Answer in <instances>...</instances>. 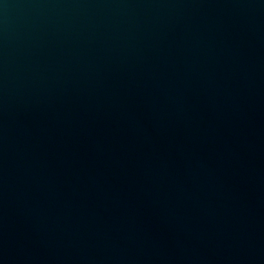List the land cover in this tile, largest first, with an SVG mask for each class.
I'll use <instances>...</instances> for the list:
<instances>
[{"label":"water","instance_id":"95a60500","mask_svg":"<svg viewBox=\"0 0 264 264\" xmlns=\"http://www.w3.org/2000/svg\"><path fill=\"white\" fill-rule=\"evenodd\" d=\"M0 264H264V0H0Z\"/></svg>","mask_w":264,"mask_h":264}]
</instances>
